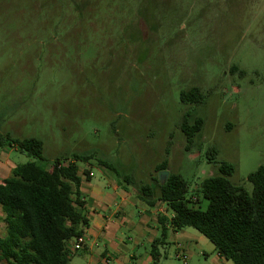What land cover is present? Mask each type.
Listing matches in <instances>:
<instances>
[{"label": "rangeland", "instance_id": "374dc122", "mask_svg": "<svg viewBox=\"0 0 264 264\" xmlns=\"http://www.w3.org/2000/svg\"><path fill=\"white\" fill-rule=\"evenodd\" d=\"M193 87L203 102L182 103ZM183 118L202 121L187 151ZM0 134L42 142V158L13 151L14 165L93 154L80 171L133 191L95 159L135 186L166 161L190 195L230 164V183L251 192L264 166V0H0ZM177 242L187 264H216L194 229ZM176 253L165 245L159 264H182Z\"/></svg>", "mask_w": 264, "mask_h": 264}, {"label": "trees", "instance_id": "16d2710c", "mask_svg": "<svg viewBox=\"0 0 264 264\" xmlns=\"http://www.w3.org/2000/svg\"><path fill=\"white\" fill-rule=\"evenodd\" d=\"M180 101L199 105L203 96L193 87L180 93ZM201 127L200 119L192 123L185 118L181 121L186 151ZM4 147H15L20 153L42 158V142L36 138L16 139L0 134V149ZM93 159V154H73L62 162L54 161L49 168L26 162L16 165L10 177L2 180L0 208L5 236L0 237V263L68 264L65 245L82 236L87 226L82 214L84 203L79 192L82 178L77 163ZM95 160L126 185H133L148 207L161 202L172 213L169 219L158 217L159 237L149 248L152 264H159V248L167 244L168 228L175 232L194 229L213 245L220 257L233 264H264V166L248 175L251 192L233 186L228 180L233 166L221 164L218 175L203 179L188 195L187 182L168 171L166 161L154 167L155 175L149 182L135 186L131 178L122 177L108 162ZM165 170L169 172L168 179L159 183L157 174ZM82 177L89 181V172L83 170Z\"/></svg>", "mask_w": 264, "mask_h": 264}, {"label": "crops", "instance_id": "0c3cea01", "mask_svg": "<svg viewBox=\"0 0 264 264\" xmlns=\"http://www.w3.org/2000/svg\"><path fill=\"white\" fill-rule=\"evenodd\" d=\"M13 151L19 152L15 147L0 149V183L10 177L16 166L10 161V153ZM83 170L92 174L89 181L83 179ZM78 175L82 178L79 192L84 203L82 214L87 226L83 228L84 242L79 248H72V240L66 243L68 264H129L132 260L138 264H152L149 249L147 251L143 247V255L137 254L136 249L145 244L150 248L151 243L159 237L158 217L169 219L172 216L166 205L156 202L154 206L148 207L135 190L119 186L104 172L102 175L106 179V185L93 182L94 174L89 168L81 171L78 168ZM122 229L129 236L121 232ZM182 233L183 230L175 232L170 228L167 231L166 243L176 245V257L182 251L177 242ZM4 236L3 213L0 208V237ZM127 243H131L133 247H128ZM164 247L159 248L160 254ZM212 261L216 264L227 263L216 251Z\"/></svg>", "mask_w": 264, "mask_h": 264}, {"label": "built area", "instance_id": "2783aa9c", "mask_svg": "<svg viewBox=\"0 0 264 264\" xmlns=\"http://www.w3.org/2000/svg\"><path fill=\"white\" fill-rule=\"evenodd\" d=\"M89 176H92L91 173H89ZM84 242V237L83 236H79V237H76L74 239H72V248L74 249H77L79 248ZM178 258H181L182 260V264H187V256L185 255V253L181 252V253H178ZM107 263V261H106Z\"/></svg>", "mask_w": 264, "mask_h": 264}, {"label": "water", "instance_id": "95a60500", "mask_svg": "<svg viewBox=\"0 0 264 264\" xmlns=\"http://www.w3.org/2000/svg\"><path fill=\"white\" fill-rule=\"evenodd\" d=\"M169 176V172L167 170L161 171L157 174V180L159 183H164Z\"/></svg>", "mask_w": 264, "mask_h": 264}]
</instances>
